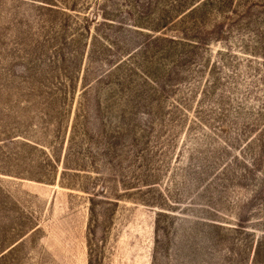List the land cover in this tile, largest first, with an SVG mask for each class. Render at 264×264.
<instances>
[{"label": "rangeland", "instance_id": "obj_1", "mask_svg": "<svg viewBox=\"0 0 264 264\" xmlns=\"http://www.w3.org/2000/svg\"><path fill=\"white\" fill-rule=\"evenodd\" d=\"M0 264H264V0H0Z\"/></svg>", "mask_w": 264, "mask_h": 264}, {"label": "trees", "instance_id": "obj_2", "mask_svg": "<svg viewBox=\"0 0 264 264\" xmlns=\"http://www.w3.org/2000/svg\"><path fill=\"white\" fill-rule=\"evenodd\" d=\"M148 5H150V4L148 3ZM219 26H220V24H215L211 28L198 27V29L195 30V32L200 33V32H206V31H217Z\"/></svg>", "mask_w": 264, "mask_h": 264}]
</instances>
